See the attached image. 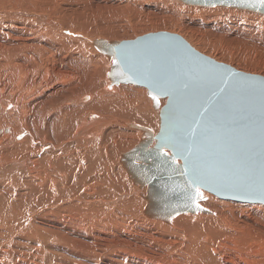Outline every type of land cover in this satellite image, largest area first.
Instances as JSON below:
<instances>
[{
	"label": "rangeland",
	"instance_id": "rangeland-1",
	"mask_svg": "<svg viewBox=\"0 0 264 264\" xmlns=\"http://www.w3.org/2000/svg\"><path fill=\"white\" fill-rule=\"evenodd\" d=\"M26 1L0 0V42L2 39V43L0 44V102L2 103H0V117H3L0 119V129L4 127H17L22 118L26 120L28 117L27 129L31 130L30 132L33 133V124L35 122L32 118V116L35 115L33 103L38 92L43 91L42 93L44 95L54 92L56 96H54L51 101H54L53 99H55V97L62 98L67 92L74 93L75 98L77 94L80 96L84 95L86 96V99H84L86 102L89 99L84 90L86 87L91 84L110 85L107 78L111 63L110 60L88 43L90 39H94L95 37L105 38L107 40H130L137 36L152 32H171L182 37L198 52L217 62L227 64L239 71L264 76V48L251 45V43L248 42L249 40L242 33H240V35L235 34L227 36L218 27H213V25H217L219 21L215 19L210 20L207 16H202L197 12L195 13V11L189 12L186 6L191 5L185 6V4L181 3L179 0H28V4H31L30 6H28ZM22 7L24 9H22ZM200 8L207 7L201 6ZM236 10L249 12L247 10ZM210 22H212L213 25ZM210 24L212 25L211 28L209 27ZM161 25H174V29L160 28ZM55 26L56 30L54 28ZM10 28L13 29L15 34ZM25 28H28V30H25ZM179 28L182 32L179 31ZM49 32L60 35L55 38V36L52 35V33L50 35ZM191 32H194V34ZM16 33L20 34L16 35ZM75 33H77L78 36ZM5 34L7 35L5 36ZM49 35L53 37L50 38ZM16 36H24L25 39L26 37L27 39L38 38L43 42L51 41V43H53L56 41L58 46L62 49L59 50V52L61 51L60 56L59 58L56 57L55 59H51L52 62H50L46 55H43L39 51H34V55L32 53L27 56V59H21L23 65L17 67L18 65L15 66L17 62L15 63V61H13L14 56L11 55V52L6 48L8 44H11V50L18 49L17 44L20 42L18 39L16 40L14 38ZM35 36L37 37L35 38ZM14 39L16 42H14ZM11 60L12 62H10ZM60 60H62L61 63L59 62ZM52 63L57 66L62 65V68H58L69 72V74L62 75L60 74L61 72L58 74L55 73L54 67L52 66L54 64ZM112 86V91H106L111 95H113L114 92L117 93L118 89L121 87L126 88L130 86V92L129 89H127L128 91L126 95H124L126 98L120 96L122 102L121 106L124 107L127 105L135 108V110L140 109L144 111V113H147L152 108L151 105L143 107V103H141V101L145 102V100H149L144 87L121 83L120 85L117 84ZM133 88H136V91L137 88L143 89L145 93L139 94V97L134 94L135 90ZM107 93H103V95H108ZM128 97L132 98L131 100L133 101L125 102L127 103L125 104L124 101L128 99ZM29 102H32V104H29ZM72 102L75 106L78 104L77 99H75V102ZM140 103L142 107L139 106ZM108 110H110V113L113 111L112 108ZM22 114H24V116ZM88 117L90 118V116ZM89 118L86 119V121H89ZM126 120L127 119L121 121L126 122ZM137 124L140 125L139 123ZM118 125V123H112L105 127L107 139L108 135H110L111 138V135L116 133V131L119 133L116 136V139L117 137L119 139H117L118 142L113 144V142L109 141L110 157L107 158L105 166L106 179L108 181L107 189L111 197L108 199V202L111 203H109V205L106 203L108 215L107 223L98 224V222L94 220L97 218L96 215H91V220L83 222V213L76 207L78 210L77 215L70 216L71 218L76 217L77 222L75 221V226L69 223L72 221H69L63 225L66 226L64 229L65 231L62 230L67 236L71 235V237L61 239L57 237L55 229L57 223L60 224V222L63 223V221L56 213L45 215L49 210V206L43 208L41 216H39V213L33 212L32 209L30 210L31 213L29 210L20 209L21 211H26L25 213H33L31 216L36 219L35 229L37 232L34 229H28V233L21 229V227L25 226V215H23L25 216L24 220H19L21 222L19 224L13 217L8 218V215L4 214V209L0 206V264H264L263 204H241L239 205L240 207H238L236 204L240 201L221 199L211 194L214 200L217 199V205H215L214 208L217 207L216 209L219 208V210L226 212V216L229 218L228 223L229 221H238V224L241 221V224L238 225H246L247 229L245 231H242L244 230L242 228H237L236 230L234 228L232 230L227 229L224 231V234L219 232V230L218 232L205 230L203 238L199 240L196 239L200 233H195L189 226H192L191 224L195 222L194 220H196L195 218L198 216L196 214H206L205 212L177 213L186 214L188 215L187 218H193L192 220L189 219V221H183L184 223L180 222L184 228L182 231L178 228L180 231L178 233L168 232L160 226L153 225L151 221L140 220L137 215L138 212H134L131 210V207H129V209L125 205L129 198L127 199L126 196L119 197V195L121 196L123 194L131 198H138L140 196H136V190L132 182L127 179V175L124 173L125 171L118 164L117 160L119 156L117 155H120L138 142L142 133L136 130L137 132L135 131L134 133L138 136L134 139L131 137L128 138L130 139V143L133 140L135 143L133 142V144L128 145V148L126 147L118 150L119 144L123 145L122 142L119 143L121 137H123V132L124 135L125 133H132L131 129L125 125L124 126L127 128L126 131H124L123 126ZM145 127L152 126L147 125ZM157 129L158 123L154 131H157ZM30 132L28 130L22 132L21 135L17 136L20 138L16 141H12L10 138L12 136L11 133L5 134L7 138L1 133L0 142L4 143H0V155L2 154L0 157L5 156L6 154H3V152L6 151V149L18 144V142L21 141L22 138L28 136L27 134H30ZM23 133H25V135ZM3 137L5 139H2ZM8 138L9 140H7ZM69 139L70 138L66 141ZM128 139L125 137L126 142ZM69 141L72 147L76 145L71 143L73 142L71 139ZM41 146L45 149L48 148L44 143H42ZM76 147H79L78 149L81 148L79 145L75 146V148ZM26 154V159L36 161L37 157L34 154V156L32 154ZM17 156L16 158L12 157L11 160H4L2 157L3 160L0 161V163L3 164V166L0 167V183L5 179L7 180L6 183L10 181L9 183L13 184L12 186L17 185L18 179H16V176L19 178L21 173L23 175L24 172L23 168H18L19 165L12 164V161L17 163L23 161L21 159L23 158L22 156ZM49 160H52V158ZM117 167L121 172L118 171ZM105 168H103V170H105ZM36 169L38 168L36 167L33 170L36 171ZM14 174H16L15 177H13ZM46 179L48 181V178ZM89 182L91 183L92 181L88 180L87 184H90ZM127 184L133 189H123V185ZM95 185L96 184H93L92 187L96 190L97 187ZM52 190L51 188L50 191ZM131 192L135 194H131ZM138 192L137 190V193ZM205 192L206 191L202 192L205 198L200 200L198 204L201 206L203 205L202 207L214 213L215 209H211L213 207L205 206L204 204L207 194H210L208 192L206 194ZM96 193V191L90 193V197L94 204L98 203V201H105V198L102 199L101 195ZM124 198L127 200H124ZM232 202L234 204H231ZM12 214L15 218L18 216L16 211ZM177 214L175 215L178 216ZM65 221L67 222V220ZM14 222L16 225H14ZM63 226L60 225L58 228H62ZM192 234L196 235L192 236ZM200 236H202V234ZM182 240L183 243H180ZM191 244L194 249L190 248ZM229 256L230 258H228Z\"/></svg>",
	"mask_w": 264,
	"mask_h": 264
},
{
	"label": "water",
	"instance_id": "water-1",
	"mask_svg": "<svg viewBox=\"0 0 264 264\" xmlns=\"http://www.w3.org/2000/svg\"><path fill=\"white\" fill-rule=\"evenodd\" d=\"M179 1L264 15L257 0ZM88 43L110 60V86L144 87L157 113L155 132L131 124L141 138L119 160L132 183L146 187L145 196L138 192L146 200L145 217L169 222L180 212H209L196 207L201 199L192 202L194 188L221 199L264 204V76L217 62L164 31Z\"/></svg>",
	"mask_w": 264,
	"mask_h": 264
},
{
	"label": "bare ground",
	"instance_id": "bare-ground-1",
	"mask_svg": "<svg viewBox=\"0 0 264 264\" xmlns=\"http://www.w3.org/2000/svg\"><path fill=\"white\" fill-rule=\"evenodd\" d=\"M24 1H26V0H24ZM24 1L22 0V2H24ZM26 2L28 4V0ZM24 4H26V3H24ZM30 5L28 4V6H30ZM23 7H22V9H24ZM95 7H96V5H95ZM200 7L201 6L195 7L192 5L186 6V8H188L189 12L195 11V13L197 12V13L201 14L202 16H207L208 19H210V20L215 19V20L219 21L217 25H213L212 22H210V23L213 25V27L215 26V27H218L219 29H221L227 36H232L235 34L240 35V33H242L249 40L248 42L251 43V45L264 48V16H263V14H259V13L252 12V11H249V12L237 11L236 8H232V7H216V6L207 7V8H200ZM210 16L211 17H217V18H211ZM21 18H23V17H21ZM23 19H25V18H23ZM48 23H50V22H48ZM50 24H53V23H50ZM211 24L209 26L210 28L212 27ZM173 26L174 25H161L160 28L174 29ZM54 28L56 30V26ZM14 29H16V28H14ZM25 30H28V28H25ZM58 30H59V27H58ZM159 30H161V29H159ZM221 30H219V31H221ZM11 31H13V29H11ZM179 31H181L180 28H179ZM191 31H192V29H191ZM16 32H17V30H16ZM13 33H14V31H13ZM51 33H52V35L55 36V38H57L56 36L60 35V34L57 35L53 32H51ZM51 33H50V35H51ZM61 33H63V32H61ZM191 33L194 34V32H191ZM17 34H20V33H16V35ZM24 34H26V33H24ZM75 34H77V33H75ZM6 35L7 34H5V36ZM21 35H19V36H21ZM77 36H78V34H77ZM28 37H30V36H28ZM36 37L37 36H35V38ZM38 37H39V35H38ZM52 37L53 36H50V38H52ZM62 37H64V36H62ZM14 38L16 40L18 39V41L20 42L19 44H17L18 49L11 50L12 49L11 44H8V46H6V48L11 52V55L14 56L13 61H15V63L17 62L15 64V66L18 65L17 67L23 65L22 60L27 59V56L31 55L34 51H39L43 55H46L47 59L50 62H52L51 59H55L56 57L59 58V56H60L61 51L59 52V50L61 49V47L58 46V43L56 41L53 43H51V41L43 42V41H41V39H38V38L27 39V37H26V39H25L24 36H22V37L16 36ZM8 39H10V38H8ZM15 39H14V42H16ZM67 40H69V39H67ZM1 43H2V39H1L0 44ZM33 55H34V53H33ZM221 58L225 59L224 57H221ZM72 59H74V58H72ZM225 60H227V59H225ZM10 62H12V60ZM59 62L61 63L62 60H60ZM55 63H56V61H55ZM52 64H54V63H52ZM52 66L54 67V71L57 74L60 72H61L60 74H62V75H66V74L68 75L69 74V72L63 71V70L58 68V67L62 68V65L57 66L54 64ZM121 84H129L131 86L134 85V84H130V83H121ZM112 87H114V86H112ZM112 87L110 85L91 84L90 86H88L84 89L86 91L88 98H89L88 101H86V102L84 101V99H86V96H84V95L80 96L77 94L76 98H75L74 93L67 92V93H65V95L62 98L55 97V99H53L54 101H51V99L54 96H56V94H54V92H50V94L47 93L46 95H44L42 93L43 91L38 92L35 99H34V103H33V106L36 109V110L34 109L35 115L32 116L33 121H35L33 124L34 130H32L33 133L30 132L31 130L27 129V127H28L27 122L29 120V119L27 120L28 117L26 118L27 121L21 117L22 120L21 121L19 120L20 124L17 125V127H14V128L4 127L2 129H0L1 130L0 134L2 133V135H4L5 137H6L5 134L11 133L12 136L10 138L12 139V141L18 140L20 137H17V136L21 135L22 132H24L26 130H28L30 132V134L28 133L27 134L28 136H26L25 138H22L21 141L18 142V144H16V145L14 144L15 146L10 147L9 149H6V151L3 152V154H6V155L2 156L4 158V160H6V159L11 160L12 157L16 158L17 155L22 156L23 158H21V159L23 161H21L19 163L12 161V164L19 165V167L17 166L19 169L23 168L24 169L23 175L21 173V176L19 178H17V176H16V179H18V183H16L17 184L16 186L15 185L12 186L13 184L9 183L10 181L6 183L7 180H5V179L0 183V206H2V208L4 209V214L8 215L7 216L8 218L13 217V219L17 220L18 221L17 223H19V224L21 223L19 220H21V221L24 220V217L26 216L25 217L26 219L24 220L25 226L21 227V229L23 231H27L28 229H32V230L34 229L37 232V230L35 229L36 219L33 216H31L33 213L30 214L31 213L30 210L32 209L33 212L39 213L40 214L39 216H41L42 215L41 212H43V208L45 206H49V210L46 212L45 215L56 213L60 216V219L63 221V223L62 222H60V224L57 223V227L55 229V231L57 233V237L61 238V239H66V237H71V235L67 236V234L62 231L66 228V226H63V225L65 223H68L69 221H72L69 223L75 226L77 219H76V217L71 218L70 216H76L77 215V213H78L77 208H79L81 210V212L83 213V218H82L83 222L87 221V220H91V217H90L91 215H96L97 218L94 220L97 221L98 224L107 223V219H108L107 205H109V203H111V202H108V199H110L111 197L109 196L108 189H107L108 188V181L106 179V168H105V166H106L107 158L110 157V153H109L110 143H109V141L113 142V144L118 142L119 139L117 137V139H118L117 140L116 136L119 133L116 131V133H113L111 135V138H110V135H108V139H107L105 127L111 125L112 123H116V124L118 123L120 126L124 127V131L127 130L126 127L131 129L132 133H125V135H124V132H123V134H122L123 137H121V140L119 141V143L120 142L123 143V145L119 144L118 150H120L121 148L123 149V148H126L128 145L133 144L134 140L130 143V139H128L129 137L134 139V138H136V136H138L136 133H134L136 130L131 128V124L138 125L137 123H139L140 125H144V126L150 125L152 127H148V128H150L152 131H154V128L156 130L157 123H158L157 113L153 109L152 101L148 96L147 97L149 100H145V102L141 101V103H143V107L144 106L147 107V106L151 105L152 108L147 113H144V111H141L140 109L135 110V108H132V107L127 106V105L124 107L121 106L122 102H121L120 96L126 95V92L128 91L127 89H129L130 86H128L126 88L121 87L120 89H118L117 93L114 92V94L111 95V94H108L107 92L112 91ZM134 90H135L134 94L138 95L139 97H140L139 94L145 93L144 90L140 89V88L139 89L137 88V91H136V88ZM129 92H130V89H129ZM55 93H56V91H55ZM103 93H107L108 95H106V94L103 95ZM131 93H132V91H131ZM146 95H147V93H146ZM75 99L78 100V104L76 106L72 104L73 103L72 101L75 102ZM131 99L132 98L128 97V99H126L124 101V103L133 101ZM160 102H161V104H163L165 102V100H161ZM141 103L139 104L140 107H142ZM29 104H32V102L31 103L29 102ZM125 104H127V103H125ZM130 105H131V103H130ZM31 108H30V110H31ZM109 108L113 109V111L111 113H110V110H108ZM26 109H25V111H26ZM25 111H24V113H25ZM28 112H29V109H28ZM9 114H10V112H9ZM9 114H7V115H9ZM22 115L24 116V114H22ZM88 116H90V118ZM1 118H3V117H0V119ZM88 118H89V121H86V119H88ZM124 119H127L126 122L121 121ZM6 126H7V124H6ZM31 128H32V126H31ZM23 134L25 135V133H23ZM125 137L129 140V142L127 140L128 143L126 142ZM68 138H70L71 141H73L71 143L76 144L75 146L79 145V146H81V148L78 149L79 147L78 148L77 147L75 148V146L72 147V145L69 143L70 139L68 141H66ZM2 139H5V138L3 137ZM7 140H9V138ZM0 143H2V142H0ZM42 143H44L46 145V147H48V148L47 149L43 148L41 146ZM137 143L138 142H136L134 145L129 147V149H127L125 151L123 150V151L126 152V151L130 150ZM118 150H117V152H118ZM119 152H122V151H119ZM124 152H122L120 155H117V156H119V158L117 160L118 164H119L120 157ZM26 153L29 155L34 154L37 157L36 161L35 160L31 161L30 159H26V156H25ZM2 157H0V161L3 160ZM51 158H52V160H49ZM104 163H105V165H104ZM2 166H3V164H1L0 167H2ZM36 167L38 169H36V171H34L33 169ZM103 168H105V170H103ZM117 169H118V171H120L118 167H117ZM24 173H26V174H24ZM124 173H126V172H124ZM15 175L16 174H14L13 177H15ZM46 178H48V181ZM87 179L92 181V182L91 183L89 182L90 184H87V181H88ZM127 179L130 180L128 178V176H127ZM13 183H15V182H13ZM93 184H96L95 185L97 187L96 190L93 189V187H92ZM116 187H115V189H116ZM133 187L136 190V192L135 191L134 192L136 193L137 197L139 196L137 193V190L140 191L144 196L146 195V187L145 186H143L141 189H138V186H135L133 184ZM51 188L54 190V192H53V190L50 191ZM131 188L132 187L131 186L129 187L128 184L123 185V189H125V190L131 189ZM94 190L97 192L96 194L101 195L102 199L105 198L104 199L105 201H103V200H102L103 202L98 201V203L94 204V202H92L93 201L92 198L90 197V193L95 192ZM200 191L203 192V190H200ZM125 193H126V191H125ZM132 193L133 192H131V194ZM135 193H133V194H135ZM205 193L207 194V192H205ZM123 196L124 197L126 196L127 199L129 198V200L124 198V200H127L125 205L128 208L131 207V210H133L134 212H138L137 215H138V218L140 220L151 221V222H153V225L160 226L168 232L178 233V232H180L178 230V228L182 231V229L184 227H182L180 222L189 221V219H191V218H187L188 215H186V214H177L178 216L175 215L176 217L175 216H173L174 218L171 217L169 222H167V223H163L162 221L157 220V219L147 218L142 214V211L145 207V201H146L144 197L140 196L138 198H131L130 196H128L126 194H123L121 196L119 195L120 198ZM99 198H100V196H99ZM111 201H112V199H111ZM228 202L230 203L229 200H228ZM242 202L243 201H240L236 205L238 207H240L239 205H241V204L249 205V204L253 203V202H244V203H242ZM106 203H107V205H106ZM132 203H133V206H132ZM216 203H217V199L214 200L211 194H207V197L205 199L204 204H205V206L213 207L211 209L212 210L215 209L214 213H212L211 210L206 209L205 207H202L203 205L202 206L199 205V207L205 208L209 212H205L206 214H203V213L196 214L198 216L195 218L196 219V220H194L195 222L191 224L192 226L188 225L189 228L192 231H194L195 233H200V235L202 234V236L199 235L196 240L203 238V233L205 230L213 231V232H218V230H219V232L224 234V231H226L227 229L232 230L234 228L236 230L237 228H239V229L242 228V229H244L242 231H245L247 229L246 225H243V224L238 225V224H241L240 223L241 221L238 224H237L238 221L237 222H235V221L230 222L229 221V223H228L229 218L226 216V212L219 210V208L216 209L217 207L214 208L215 205H217ZM231 204H234V203L232 202ZM207 208H209V207H207ZM20 209L21 210L22 209L23 210H29L30 213L28 211H27L28 213H25L26 211H21ZM10 211H12V212H10ZM15 211L18 214V216L16 217L17 219L12 214ZM21 213H23V214H21ZM180 213H184V212H180ZM23 215H25V216H23ZM3 216H2V218H3ZM65 220H67V222ZM157 221H160V222H157ZM254 224H256V223H254ZM14 225H16V223ZM60 225H62L63 227L58 228V226H60ZM38 229H39V227H38ZM86 231H87V229H86ZM67 232H69V231H67ZM27 233H28V231H27ZM221 233H220V236H221ZM226 233H229V232H226ZM195 235L196 234H192V236H195ZM176 236H178V235H176ZM53 237H55V236H53ZM203 240H202V242H203ZM180 243H183V240ZM190 248L191 249L193 248L192 244H191ZM198 248H200V247H198ZM228 258H230V256ZM224 263H225V260H224Z\"/></svg>",
	"mask_w": 264,
	"mask_h": 264
},
{
	"label": "snow or ice",
	"instance_id": "snow-or-ice-1",
	"mask_svg": "<svg viewBox=\"0 0 264 264\" xmlns=\"http://www.w3.org/2000/svg\"><path fill=\"white\" fill-rule=\"evenodd\" d=\"M257 3H259L260 5H264V0H257ZM122 62H124L122 60ZM116 63V60H113V64ZM223 91V89L221 90ZM149 95L152 97V100L155 101L157 103V105H159V101L157 100V97L155 95H152V93L150 92ZM204 111H207V109L205 108ZM200 115H203V113L201 112ZM198 123V122H197ZM190 134L195 137V134H196V127L193 126L190 128ZM173 147V151L175 153V145H172ZM167 154V153H166ZM183 159L185 160V164L187 165L188 163V160H187V157H183ZM199 178V174L197 172L196 174V179ZM196 179L193 180V184L196 182ZM204 195L203 193L200 191L199 188H194L193 190V194H192V202L195 204L196 203V199H204ZM196 207H199V204H196Z\"/></svg>",
	"mask_w": 264,
	"mask_h": 264
}]
</instances>
